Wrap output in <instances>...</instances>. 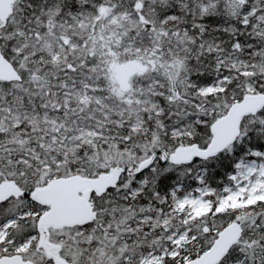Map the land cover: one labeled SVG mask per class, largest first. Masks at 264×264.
Segmentation results:
<instances>
[{
    "label": "snow or ice",
    "instance_id": "1",
    "mask_svg": "<svg viewBox=\"0 0 264 264\" xmlns=\"http://www.w3.org/2000/svg\"><path fill=\"white\" fill-rule=\"evenodd\" d=\"M0 264H264V0H0Z\"/></svg>",
    "mask_w": 264,
    "mask_h": 264
}]
</instances>
